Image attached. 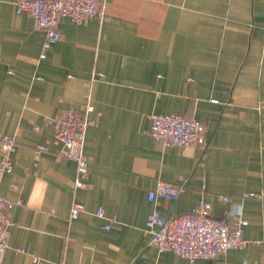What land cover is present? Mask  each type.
<instances>
[{"label":"crops","instance_id":"0c3cea01","mask_svg":"<svg viewBox=\"0 0 264 264\" xmlns=\"http://www.w3.org/2000/svg\"><path fill=\"white\" fill-rule=\"evenodd\" d=\"M16 1L0 0V132L17 142L0 178L15 203L0 264H189L148 245L147 219L201 199L231 222L241 213L254 243L194 264H264V0H100L104 18L63 17L45 57V30ZM70 108L90 121L87 189L46 120ZM153 113L203 121L206 142L164 144ZM159 183L179 197L151 201Z\"/></svg>","mask_w":264,"mask_h":264},{"label":"built area","instance_id":"2783aa9c","mask_svg":"<svg viewBox=\"0 0 264 264\" xmlns=\"http://www.w3.org/2000/svg\"><path fill=\"white\" fill-rule=\"evenodd\" d=\"M16 11L26 13L34 19L37 27L45 30L46 38L43 44L45 57L46 50L61 39L60 21L69 17L76 23L87 18L103 19L105 10L100 0H17ZM88 111L93 109L88 104ZM150 132L162 139L166 145L190 146L206 142L205 123L201 120L187 118L178 113H153ZM47 122L54 129V138L62 144L59 155L73 159L76 162V177L71 181L74 189L90 187V159L85 153L86 130L90 121L76 109L70 108L64 112L48 117ZM17 142L15 137L0 132V150L3 155L0 167V178L6 171H11V153ZM50 148L48 145H39L34 156L39 159ZM181 189L166 183L149 192V199L154 201L158 197L176 199ZM255 196L254 193H245L244 197ZM219 199L231 202L229 195H219ZM15 203L0 193V255L11 245L10 227L13 225L11 209ZM84 208L74 202L70 218H77ZM97 215L103 217L104 211L99 209ZM244 219L241 213H235V220L229 221L226 217L213 213L212 205L201 199L198 205L187 212L164 217L160 211L154 210L147 219L148 245L159 251L172 250L177 255L194 264L199 259H217L221 254L234 248H244L254 242L244 237ZM106 229L111 224L104 226ZM21 251H24L21 249Z\"/></svg>","mask_w":264,"mask_h":264}]
</instances>
